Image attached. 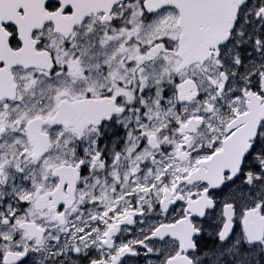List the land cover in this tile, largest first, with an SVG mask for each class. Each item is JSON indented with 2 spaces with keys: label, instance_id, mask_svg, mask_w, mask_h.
Returning a JSON list of instances; mask_svg holds the SVG:
<instances>
[{
  "label": "snow or ice",
  "instance_id": "obj_1",
  "mask_svg": "<svg viewBox=\"0 0 264 264\" xmlns=\"http://www.w3.org/2000/svg\"><path fill=\"white\" fill-rule=\"evenodd\" d=\"M0 264H264V0H0Z\"/></svg>",
  "mask_w": 264,
  "mask_h": 264
}]
</instances>
